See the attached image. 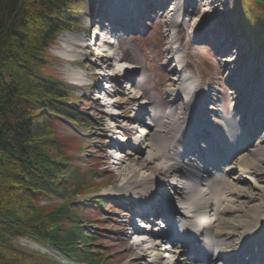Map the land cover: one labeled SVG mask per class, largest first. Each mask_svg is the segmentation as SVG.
Segmentation results:
<instances>
[{"label":"rangeland","instance_id":"374dc122","mask_svg":"<svg viewBox=\"0 0 264 264\" xmlns=\"http://www.w3.org/2000/svg\"><path fill=\"white\" fill-rule=\"evenodd\" d=\"M107 1L117 2V0H101L100 4L104 2L103 5L106 6ZM131 1L146 4L148 13L137 18L125 30L116 29L113 32L114 25H111L112 22L107 23L108 21L103 18L104 15L97 18L95 24L90 25L92 5L87 0H83V4L77 7L74 15L78 26L73 34L88 39V42L84 46L72 41L66 42L63 39L69 32H65L51 48L56 63L52 64L50 69L74 87L71 103L82 116L76 122L58 119L55 130L68 145L66 148L69 149V153L74 154L70 165L78 167L83 172V179L87 183L73 202L74 208H80L78 214L82 228L90 234L88 247H85L84 242L80 245L81 253L86 251L94 261L98 260L99 264L133 263L131 261L133 254L127 252V243L130 244L129 234L134 231L128 228L126 231L130 233H126L125 236L121 234V223L126 221L125 217L132 216L133 209L123 203V200H117L109 191H123L124 176L114 165L115 161L120 162L116 160L117 158L126 161L123 166L140 169V164L135 160L138 153H135V158H131V161L127 159V154L132 149L128 146V140L139 132L141 134L143 130L152 132L149 124L147 125L151 111L145 101H154L158 114L175 109L177 105L167 97V93L176 84L173 79H179L177 83L181 79H188L209 94L203 108L206 111L204 119L211 121L216 117L215 108H221L222 117H228L232 115V105L244 100L238 92L242 81L249 83L255 90L261 87L264 90L263 6L252 2L239 7L238 4L242 0H186L183 3L184 13L181 18L171 20L170 17H166L170 6L164 4L165 1ZM109 6L107 4L106 7ZM98 8H101V5ZM98 14L100 15V10ZM188 24L191 26L189 27ZM109 27L112 33H103L109 30ZM99 33L102 34L104 44L110 43L108 52L113 53L111 64L118 62L121 66L119 68H123L119 74L108 69L106 76L109 78L105 80L99 75V71L101 66L106 67L109 61L106 60L100 66V62L94 57L95 47L90 43L93 39H99ZM97 42L98 40L95 43ZM65 50H70L76 56L75 60L64 56ZM228 53L232 54L231 57L227 55ZM229 58L234 60L231 64L226 62ZM77 75L82 79L76 80ZM94 75L98 77L95 78ZM129 88H133L136 92L142 90L141 95L148 97L138 98V103L146 107L140 117L128 118L125 117L123 109L109 108L110 111L117 113L119 118L117 120L103 118L100 105L105 101L97 97L104 98L101 97L102 93H110L114 101L123 103L127 100L124 93ZM258 107L264 115V103H260ZM129 112L126 111L128 115ZM258 118H261L260 114ZM135 123L140 127L130 129V125ZM103 126L106 131L102 129ZM109 129L116 131L114 136L121 145L116 146L115 141L108 137L111 135ZM257 140V137L253 138L250 144H255ZM179 151V146H176L175 151L171 153L177 155ZM172 159H175V156ZM258 168L257 171L254 170L258 175L255 181L258 182L257 185L264 186L263 182H259V178L263 175H259ZM148 189H150L149 185L142 184L134 191ZM69 190L74 191L75 186H71ZM253 191L255 194L259 193L257 190ZM256 199L248 204L249 207L259 204ZM61 203H63L61 200L55 198L51 201L40 200V206L48 208V211ZM175 203L178 205L177 201ZM70 222L66 220V224ZM18 244L49 255L59 264H66L67 259L47 254L43 246L27 238L20 237ZM80 264L94 263L89 262L85 256Z\"/></svg>","mask_w":264,"mask_h":264},{"label":"bare ground","instance_id":"6f19581e","mask_svg":"<svg viewBox=\"0 0 264 264\" xmlns=\"http://www.w3.org/2000/svg\"><path fill=\"white\" fill-rule=\"evenodd\" d=\"M100 1L87 0L92 5L90 25L104 15L105 21L114 25L113 32L116 29L125 30L137 18L148 13L146 4L139 2L107 1L106 6H110L106 7ZM162 1L170 6L166 17L179 20L184 13L183 3L186 0ZM99 5L101 8H98ZM99 10L100 15H97ZM190 24L192 25L191 20ZM105 32L112 33V30L109 27L103 33ZM98 36L97 44L96 39L90 43L95 47L94 57L98 59L100 66L106 60L109 61L99 71V75L105 80L109 78L106 76L108 69L119 74L123 68H119L121 66L118 62L111 64L113 53L108 52L110 43L104 44L102 34L99 33ZM63 40L82 46L88 42V39L78 37L73 32H69ZM63 54L71 60L76 58L70 50H65ZM227 55L231 57L232 54ZM233 61L231 58L226 59L227 64ZM81 79L76 76V80ZM173 80L176 84L167 93V97L177 105L175 109L158 114L155 102L146 100L151 111L147 125L149 124L152 132L143 130V134L139 132L128 140V146L132 149L128 152L127 159L131 161V158H135V153H138L135 160L140 164V169L123 166L126 161L115 157L120 162L115 161L114 165L124 176L123 191L109 193L133 209L132 216L125 217L126 221L121 223L122 235L130 233L126 231L128 228L134 231L129 234L130 244L127 243V252L133 254L131 264H264V186L257 185L255 178L258 175L254 172L259 167V175H263L262 178L258 177L259 182L264 184V115L258 107L260 103H264L263 87L255 90L249 83L242 81L238 92L244 100L232 105V115L222 117L221 108H213L217 110L216 117L206 121L203 106L209 94L188 79H181L178 83L179 79ZM138 91L127 89L124 93L127 100L123 103L114 101L110 93H102L101 97L104 98L97 99L105 101L100 105L103 118H119L109 108L123 109L128 118L140 117L146 107L138 103V98L148 97L141 95L142 90ZM126 111H130V114ZM139 127L135 123L129 128ZM102 129L106 131L104 126ZM109 131L111 135L108 137L115 141L116 146L121 145L114 136L116 131ZM255 137L258 140L255 144H250ZM176 146L184 152L180 151L177 155L171 153ZM173 156L175 159H172ZM142 184L149 185L150 189L134 191ZM253 190L259 193L255 194ZM254 199L259 204L249 207L248 204ZM173 215L180 217V221L172 220V227L175 230L180 228V232H172L171 243L179 237L180 241L184 240L181 242L183 246L178 248L176 245H169L170 242L164 245V232L161 231L162 228H158L160 223L153 220L165 217L168 223L166 219H171ZM149 231L151 236L147 235ZM181 232L185 235H181ZM66 264L75 263L66 261Z\"/></svg>","mask_w":264,"mask_h":264},{"label":"trees","instance_id":"16d2710c","mask_svg":"<svg viewBox=\"0 0 264 264\" xmlns=\"http://www.w3.org/2000/svg\"><path fill=\"white\" fill-rule=\"evenodd\" d=\"M252 2L264 7L263 0L238 6ZM82 4L0 0V264H59L19 245L20 237L48 248L51 256L77 264L86 256L99 264L81 253L90 234L73 202L87 183L70 165L74 154L55 130L58 119L76 122L82 116L71 103L74 87L50 69L56 63L51 48L60 35L75 32L74 15ZM53 198L63 203L51 211L40 206V200Z\"/></svg>","mask_w":264,"mask_h":264}]
</instances>
